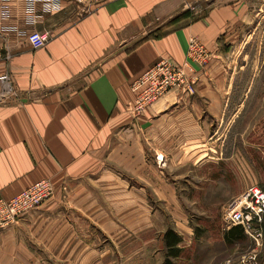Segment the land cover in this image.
I'll list each match as a JSON object with an SVG mask.
<instances>
[{
  "label": "crops",
  "instance_id": "obj_1",
  "mask_svg": "<svg viewBox=\"0 0 264 264\" xmlns=\"http://www.w3.org/2000/svg\"><path fill=\"white\" fill-rule=\"evenodd\" d=\"M54 1L0 0V76L12 89L0 83V198L55 187L0 232V264L144 263L176 225L174 157L187 164L220 126L231 56L255 35L264 0ZM32 31L48 35L38 50ZM189 37L209 54L194 93L134 116L130 85L160 59L181 66Z\"/></svg>",
  "mask_w": 264,
  "mask_h": 264
},
{
  "label": "rangeland",
  "instance_id": "obj_2",
  "mask_svg": "<svg viewBox=\"0 0 264 264\" xmlns=\"http://www.w3.org/2000/svg\"><path fill=\"white\" fill-rule=\"evenodd\" d=\"M259 18L243 53L231 56L238 64L220 126L213 124L217 131L209 130L204 148L188 151L187 164L175 156L169 168L176 201L173 231L182 241V252L171 264H242L244 255H255L254 264H264V235L259 247L243 232L225 239L230 229L221 217L223 208L247 187L264 190V10ZM163 219L169 224L167 215ZM162 232L140 264H164Z\"/></svg>",
  "mask_w": 264,
  "mask_h": 264
},
{
  "label": "built area",
  "instance_id": "obj_3",
  "mask_svg": "<svg viewBox=\"0 0 264 264\" xmlns=\"http://www.w3.org/2000/svg\"><path fill=\"white\" fill-rule=\"evenodd\" d=\"M34 3L36 0H17ZM54 1V3H58ZM74 6H88L99 0H61ZM55 9L59 3L54 4ZM30 17L28 24L33 23ZM6 31V30H5ZM8 32V31H7ZM48 40L46 33L32 31L27 34V41L33 50L42 48ZM209 54L195 37H189L186 49V60L181 66L160 59L146 70L130 85L134 100L128 110L139 116L147 107H151L163 99L168 93L178 96L192 95L196 84L195 68H205ZM4 93H12L9 77L0 76ZM157 161L158 158H156ZM65 191V188H62ZM55 195V187L50 180H40L16 195L5 200L0 198V232L13 227L27 214L36 211ZM222 220L229 230L239 228L256 246L259 247L264 235V190L257 186L247 187L233 198L222 210ZM256 256L244 255L242 264H254ZM222 264H230L227 260Z\"/></svg>",
  "mask_w": 264,
  "mask_h": 264
},
{
  "label": "trees",
  "instance_id": "obj_4",
  "mask_svg": "<svg viewBox=\"0 0 264 264\" xmlns=\"http://www.w3.org/2000/svg\"><path fill=\"white\" fill-rule=\"evenodd\" d=\"M242 234L239 228H231L229 232L225 234V239L235 237ZM163 243L166 249L164 264H171V258H178L182 250L178 247L181 243L180 237L171 230H168L163 235Z\"/></svg>",
  "mask_w": 264,
  "mask_h": 264
}]
</instances>
